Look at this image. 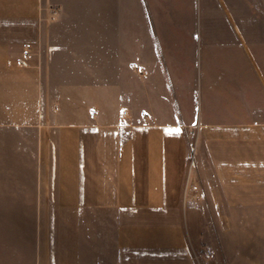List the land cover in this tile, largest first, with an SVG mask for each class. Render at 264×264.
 <instances>
[{"label": "crops", "instance_id": "0c3cea01", "mask_svg": "<svg viewBox=\"0 0 264 264\" xmlns=\"http://www.w3.org/2000/svg\"><path fill=\"white\" fill-rule=\"evenodd\" d=\"M213 237L264 264V0H0V264H201Z\"/></svg>", "mask_w": 264, "mask_h": 264}, {"label": "rangeland", "instance_id": "374dc122", "mask_svg": "<svg viewBox=\"0 0 264 264\" xmlns=\"http://www.w3.org/2000/svg\"><path fill=\"white\" fill-rule=\"evenodd\" d=\"M209 244L211 245L210 250L207 249L206 243H203L202 248L198 251L199 261L201 264H214L215 259L212 258V256L215 255V253H216L214 237L212 240L210 239Z\"/></svg>", "mask_w": 264, "mask_h": 264}, {"label": "built area", "instance_id": "2783aa9c", "mask_svg": "<svg viewBox=\"0 0 264 264\" xmlns=\"http://www.w3.org/2000/svg\"><path fill=\"white\" fill-rule=\"evenodd\" d=\"M30 55H31L30 50H25L23 52L21 58L18 61L19 65L22 66V67H26ZM194 156H195V147H192L191 148V160H190L191 167H195V164H196Z\"/></svg>", "mask_w": 264, "mask_h": 264}]
</instances>
